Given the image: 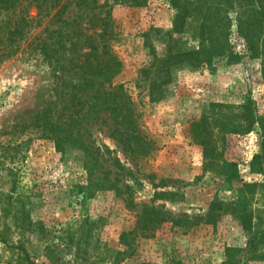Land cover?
I'll list each match as a JSON object with an SVG mask.
<instances>
[{
  "label": "rangeland",
  "instance_id": "rangeland-1",
  "mask_svg": "<svg viewBox=\"0 0 264 264\" xmlns=\"http://www.w3.org/2000/svg\"><path fill=\"white\" fill-rule=\"evenodd\" d=\"M97 1L122 62L113 82L153 150L124 149L108 114L79 126L89 152L61 150L29 125L52 98L50 69L28 53L0 62V264H264V65L237 13L213 50L198 17L174 29L172 0ZM169 37L212 60L173 70L152 101L136 81ZM143 206L165 218L148 232Z\"/></svg>",
  "mask_w": 264,
  "mask_h": 264
},
{
  "label": "trees",
  "instance_id": "trees-1",
  "mask_svg": "<svg viewBox=\"0 0 264 264\" xmlns=\"http://www.w3.org/2000/svg\"><path fill=\"white\" fill-rule=\"evenodd\" d=\"M172 1L179 9L174 29L181 31L186 17H198L199 33L213 50L228 28L226 13L236 12L237 28L250 54L264 65V0ZM112 26L110 8L97 0H0V62L28 53L50 69L52 98L29 124L41 138L54 141L61 150L89 152L88 145L77 137L79 126L96 115L108 114L114 126L112 137L131 154L145 157L153 148L140 129L136 104L122 84L113 82L122 62L108 43ZM151 55L152 61L140 71L136 88L147 90L152 101L165 98L173 70L197 68L204 60L173 37H169L165 55L160 57L153 49ZM207 56L203 62L210 63L211 54ZM202 145L207 151L205 143ZM141 212L142 222L148 221L144 226L147 232L154 229L152 224L165 220L160 212L156 218H149L155 212L153 207L143 206Z\"/></svg>",
  "mask_w": 264,
  "mask_h": 264
}]
</instances>
